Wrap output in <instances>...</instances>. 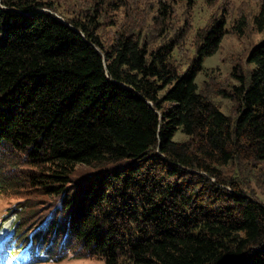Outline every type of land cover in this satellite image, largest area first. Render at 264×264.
Instances as JSON below:
<instances>
[{
  "label": "trees",
  "instance_id": "1",
  "mask_svg": "<svg viewBox=\"0 0 264 264\" xmlns=\"http://www.w3.org/2000/svg\"><path fill=\"white\" fill-rule=\"evenodd\" d=\"M67 1L0 0V194L20 201L7 245L28 264H264L249 176L264 165V37L217 93L227 112L205 84L231 14L194 38L199 0H158L156 35L116 21L128 0ZM253 25L264 35V0Z\"/></svg>",
  "mask_w": 264,
  "mask_h": 264
},
{
  "label": "rangeland",
  "instance_id": "2",
  "mask_svg": "<svg viewBox=\"0 0 264 264\" xmlns=\"http://www.w3.org/2000/svg\"><path fill=\"white\" fill-rule=\"evenodd\" d=\"M52 2L65 3V0H48ZM72 0L66 2L67 6H70ZM158 0H128V7L122 11L119 16H116V21L122 20L123 23L137 21L140 25H144L149 30L153 31L156 35L159 32V28L154 26V19L157 15V3ZM261 0H219L216 2L213 7H207L202 0L198 1L196 8L194 9L192 15L195 21L193 28L192 36L195 38L196 31L200 28H204L209 24L212 18L216 15V12L220 14L221 11L225 10V13L231 14V17L228 18L230 27L229 33L224 38L218 52L215 56L208 59L206 66L208 69V80L209 83L205 84V87L209 89L212 94L216 95V99L220 101L227 112H230L231 104L227 99H224L217 95L220 91V87L226 86L233 81L232 73L235 67L244 65L246 56L250 48L259 42L264 35L259 34L254 25L253 18L259 13ZM177 9L179 10L178 17L174 20L175 24L170 25L171 32L177 33V29L183 23L185 16L183 12H186L183 8L178 5ZM224 14V13H223ZM247 15L250 18V24L246 30V34L243 37L238 36L234 33L232 25L233 22L239 16ZM113 18V17H112ZM111 17L107 19V24ZM187 53L184 50L181 51L182 55L185 54L191 56L192 51L189 47ZM206 80L205 75L200 76L199 83L200 86ZM203 88V85H202ZM233 169V168H231ZM252 173L251 175H249ZM246 173L248 176H253L255 181L258 183L256 188L258 189L263 201H264V185H261L264 181V165L262 166V171H256ZM20 202L19 199L13 197H8L5 194H0V264H28L30 261V254L27 250H20L17 247L10 248L7 245V241L12 237V234H9L10 227L13 222L16 220L14 215L15 205ZM6 251L9 254H6ZM28 261V262H27ZM32 264H105L103 261L93 260V259H79V258H65L60 262L56 260H47L42 263H32Z\"/></svg>",
  "mask_w": 264,
  "mask_h": 264
}]
</instances>
